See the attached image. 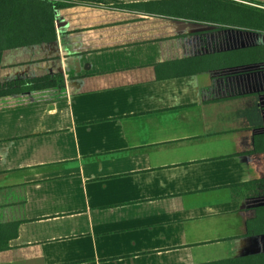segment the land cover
Returning <instances> with one entry per match:
<instances>
[{"label":"crops","instance_id":"obj_1","mask_svg":"<svg viewBox=\"0 0 264 264\" xmlns=\"http://www.w3.org/2000/svg\"><path fill=\"white\" fill-rule=\"evenodd\" d=\"M66 1L6 34L0 264H264V0Z\"/></svg>","mask_w":264,"mask_h":264},{"label":"trees","instance_id":"obj_2","mask_svg":"<svg viewBox=\"0 0 264 264\" xmlns=\"http://www.w3.org/2000/svg\"><path fill=\"white\" fill-rule=\"evenodd\" d=\"M17 1L18 0H0V61H1L2 52L4 50V46L6 42V34L8 31L10 22L12 20L14 7ZM33 1L40 2V6H41L40 12L42 14L48 13V11L51 10L52 16H53V12L55 9L68 7L73 4V2L66 1V0H33ZM243 22L249 25V27L251 28H257V29L264 30V12L256 13V12H253L252 9H250L248 10L246 17L243 18ZM53 34H54V30H53ZM41 79L51 80L52 78H47V77L46 78H35V79L29 80L26 82L18 81L14 83H6L4 86L0 84V93L11 94V93L20 92L23 90L24 91L32 90V89H37L40 87L51 85L50 82H47L45 84H41L40 86L39 80ZM53 84H56V82L52 81V85ZM22 85L25 87H20ZM258 149H259V146H258Z\"/></svg>","mask_w":264,"mask_h":264}]
</instances>
